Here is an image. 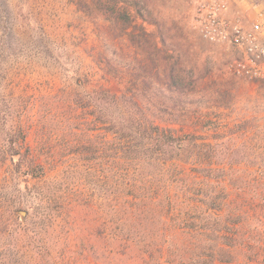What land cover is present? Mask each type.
I'll use <instances>...</instances> for the list:
<instances>
[{
  "label": "rangeland",
  "instance_id": "obj_1",
  "mask_svg": "<svg viewBox=\"0 0 264 264\" xmlns=\"http://www.w3.org/2000/svg\"><path fill=\"white\" fill-rule=\"evenodd\" d=\"M101 1L100 5L94 0H0V100L5 96L24 100L34 119V128L28 135L33 157L30 163L43 162L48 170L56 168V172L67 168L66 161L69 166L78 164L84 200L96 201L93 208L84 201V206L66 210L52 204L47 218L41 212L31 218L20 210L19 193H9L0 200L1 219L7 225L4 230L18 229L15 243L25 251L29 244L25 237L33 230L29 221L37 225L45 219L48 231L43 236L55 249L56 264H105L100 259L105 248L100 241L102 233L113 237L129 227H182L168 213L161 214V222L152 218L132 225L129 213L123 215L114 209L120 196L116 169L92 160V155H68L83 150L81 145L86 142L82 123L85 112L72 105L73 98L80 102L84 97L85 75L90 79L89 88L111 87L120 95L148 104L150 117L174 118L182 112L171 105L172 97L165 95V90L167 73L179 60L187 69L195 65L211 68L197 91L182 100L202 99L196 114H186L201 120L196 125L200 126L199 132L218 142L222 152L234 151L233 168L214 173L216 207L207 225L214 235L211 246L203 252L207 255L204 264H264V81L253 83L231 74L229 66L239 56L237 50L202 38L192 0H115L116 11L107 10L108 0ZM245 5L250 11H258L264 0H231L235 18L243 16ZM123 13L130 21L122 18ZM38 24L49 41L41 37ZM69 70L79 71L80 77L71 80ZM231 75L234 80L229 79ZM227 78L233 98L225 109L216 106L215 100L219 98L218 86L222 88ZM158 104L167 107L168 112L159 111ZM208 120L210 123H206ZM230 133L234 134L231 138ZM50 155L58 158L57 162ZM54 174L51 170L48 177ZM4 178L17 184L18 190L23 189L22 176L13 175L9 162L0 165V186ZM157 183L155 178L149 185ZM151 191L157 196L154 189ZM164 204L162 201L160 205ZM20 212H26V216L22 218ZM186 215L187 232L205 228L196 212ZM10 239L13 242L14 238ZM4 242L7 241L0 240V246ZM195 248L190 252L184 247H178L179 251L165 250L162 264H202V251ZM178 252L181 259L177 258ZM120 258L118 264L140 262L137 255Z\"/></svg>",
  "mask_w": 264,
  "mask_h": 264
},
{
  "label": "trees",
  "instance_id": "obj_2",
  "mask_svg": "<svg viewBox=\"0 0 264 264\" xmlns=\"http://www.w3.org/2000/svg\"><path fill=\"white\" fill-rule=\"evenodd\" d=\"M94 1L101 5V0ZM115 4V0H108L107 10L116 11L113 6ZM121 15L123 19L130 21L127 14ZM39 29L43 40H48L43 26L39 25ZM123 29L126 30L127 25ZM162 43L166 44L163 36ZM48 49L51 50V47ZM68 73L71 80L80 77L79 71L69 70ZM210 73L211 68L198 65L187 69L181 66L179 60L170 67L166 81L167 93L163 94H169L172 97L171 105L182 112L179 117L174 118L150 117L147 115L151 109L148 104L139 103L125 94L120 95L108 86L89 88L90 79L87 75L84 76V97L80 102L73 98L72 105L85 112L82 123L87 132L86 142L81 145L83 150H76L68 155H92V160L116 169L120 196L114 209L123 215L129 213L132 225L137 226L140 221L152 218H158L161 222V214L165 216L167 213L175 217L178 226L183 225L171 230L129 227L113 237L102 233L100 241L105 248L100 252V259L105 264H118L123 255H137L140 262L136 264H162L165 250L179 251L178 247H184L188 252L196 247L202 251V264L206 263L207 255L204 256L203 252L211 246V237L214 235L207 226L212 218L211 211L216 207L213 203V180L216 179L214 173H226L229 166L233 168L234 151L222 152L218 142H213L208 135L199 132L200 126L196 125L201 120H194L190 114H186L190 111L196 114L202 107V99L186 102L182 98L195 93L198 84ZM231 74L237 77L232 72ZM232 75L229 79L234 80ZM229 79L225 80L222 88L212 83L218 86L216 93L219 98L215 101L220 108L230 107L233 98L228 92ZM72 95L75 97V93ZM174 95L182 97L175 98ZM156 106L162 112L169 110L163 104ZM32 128L34 119L29 115L24 100L14 96H5L0 100V165L9 162L13 175L22 176L23 182L20 185L24 186L18 190L17 184L4 178L0 186V200L8 197L9 193L18 192L16 197L22 199L20 210L26 211L31 218L38 212L45 214L47 218L52 204L66 210L84 206L83 202L86 201V206L93 208L96 201L84 200L85 190H82L80 182L81 166H69L66 161L67 168L56 172V168L48 170L43 162L30 163L32 150L28 135ZM232 135L234 134L230 133V138ZM50 157L53 162H57L58 158L53 155ZM51 170L55 174L49 178L48 172ZM155 178L159 183L152 187L149 184ZM151 188L156 191L157 196H153L155 194ZM162 201H165L163 206L160 205ZM189 211L200 215L199 223L205 226L204 229L187 232L190 231L185 226L189 223L186 215ZM162 219L166 221L165 218ZM2 220L0 215V226H4L0 228V240L7 242L0 246V264H56L55 249L47 242L46 236H43L48 231L45 219L37 225L32 220L29 221L33 230L29 236H24L29 243L25 251L15 243L19 239L15 238L19 234L18 229L4 230L7 225ZM10 238H14L13 242ZM189 243H193V246H188ZM105 249H110V252ZM176 255L181 259L179 252Z\"/></svg>",
  "mask_w": 264,
  "mask_h": 264
},
{
  "label": "built area",
  "instance_id": "obj_3",
  "mask_svg": "<svg viewBox=\"0 0 264 264\" xmlns=\"http://www.w3.org/2000/svg\"><path fill=\"white\" fill-rule=\"evenodd\" d=\"M229 8L226 0H195V21L202 38L212 44H226L239 56L229 69L249 82L264 81V5L261 6L250 29L240 21L224 17Z\"/></svg>",
  "mask_w": 264,
  "mask_h": 264
},
{
  "label": "crops",
  "instance_id": "obj_4",
  "mask_svg": "<svg viewBox=\"0 0 264 264\" xmlns=\"http://www.w3.org/2000/svg\"><path fill=\"white\" fill-rule=\"evenodd\" d=\"M226 1L229 4V8L226 11V13L224 14V17L227 18L230 21H240L245 29H250L251 25H252V22L255 19L257 10L250 11L249 7H247L245 5V6H243V14H242L243 16L240 15V19L239 18H235L234 14H233L232 7H231V0H226ZM191 3L193 5V8H195V0H192ZM193 12H194V10H193Z\"/></svg>",
  "mask_w": 264,
  "mask_h": 264
},
{
  "label": "water",
  "instance_id": "obj_5",
  "mask_svg": "<svg viewBox=\"0 0 264 264\" xmlns=\"http://www.w3.org/2000/svg\"><path fill=\"white\" fill-rule=\"evenodd\" d=\"M21 217L24 218L26 216V212H20Z\"/></svg>",
  "mask_w": 264,
  "mask_h": 264
}]
</instances>
